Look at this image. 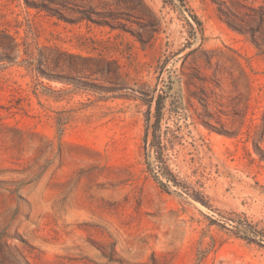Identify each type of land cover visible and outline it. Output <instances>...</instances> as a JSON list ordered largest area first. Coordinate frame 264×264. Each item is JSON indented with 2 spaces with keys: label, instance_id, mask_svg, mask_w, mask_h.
<instances>
[{
  "label": "rangeland",
  "instance_id": "1",
  "mask_svg": "<svg viewBox=\"0 0 264 264\" xmlns=\"http://www.w3.org/2000/svg\"><path fill=\"white\" fill-rule=\"evenodd\" d=\"M0 264H264V0H0Z\"/></svg>",
  "mask_w": 264,
  "mask_h": 264
},
{
  "label": "trees",
  "instance_id": "2",
  "mask_svg": "<svg viewBox=\"0 0 264 264\" xmlns=\"http://www.w3.org/2000/svg\"><path fill=\"white\" fill-rule=\"evenodd\" d=\"M157 111L159 112V108H157ZM158 122H159V118L155 119V122L153 124H151V125H150V123H148L147 128L145 130V135H144V141L145 142H147V140H148V134H149V129L150 128H153L152 132L155 135L156 127H157ZM152 146H153V144H152ZM152 146H151V148H152ZM156 160H158V157L156 158ZM160 171H161L160 174L163 175L164 177H166L168 179V181H171V182L176 184V182H177L176 179L170 173H168L167 171H164V169H162V167H161ZM155 176H156L155 178L158 179L157 175H155ZM158 182L160 184L166 186L164 184V182H162V181H158ZM241 226L242 225H239V224L236 225V228H237L238 232H242L244 234L243 235L244 238H247L248 240H255V236L258 235L257 231L253 230L250 227H241Z\"/></svg>",
  "mask_w": 264,
  "mask_h": 264
}]
</instances>
